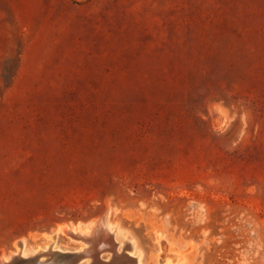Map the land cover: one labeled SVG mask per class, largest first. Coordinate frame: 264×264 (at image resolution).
Returning <instances> with one entry per match:
<instances>
[{
	"label": "rangeland",
	"instance_id": "374dc122",
	"mask_svg": "<svg viewBox=\"0 0 264 264\" xmlns=\"http://www.w3.org/2000/svg\"><path fill=\"white\" fill-rule=\"evenodd\" d=\"M107 208L139 264H264V0H0V258Z\"/></svg>",
	"mask_w": 264,
	"mask_h": 264
},
{
	"label": "water",
	"instance_id": "95a60500",
	"mask_svg": "<svg viewBox=\"0 0 264 264\" xmlns=\"http://www.w3.org/2000/svg\"><path fill=\"white\" fill-rule=\"evenodd\" d=\"M77 239L82 240L88 246L82 250H48L23 255L21 252L12 253L7 260H1L0 264H80L89 260L88 264H134L135 258L126 252L127 243L122 250H118V241L113 235L107 233L101 225V219L92 229L89 235H80L70 232ZM110 254L106 258L105 254ZM90 258V259H86Z\"/></svg>",
	"mask_w": 264,
	"mask_h": 264
},
{
	"label": "bare ground",
	"instance_id": "6f19581e",
	"mask_svg": "<svg viewBox=\"0 0 264 264\" xmlns=\"http://www.w3.org/2000/svg\"><path fill=\"white\" fill-rule=\"evenodd\" d=\"M223 122H224V120H217L216 121V123L219 126H222V123ZM108 216H109V208L106 209L103 218H101V225L105 228V230L107 231V233L113 235L114 238L118 241V250H121L127 243H129V244L131 243L130 246H131V248L133 250L135 248V246H134L135 242L132 239V237L129 236L128 234H125L123 231H121L119 229L118 225H116L115 223H113L112 221L109 220ZM97 222H98V218H97V220L95 219V220L89 221V222L79 221L77 223L70 222V223H65V224H59V226L57 227L56 233L62 232L63 234H66L67 236H69V238L72 241L77 242V243L80 244V247L77 250H82L87 245H85L83 242H81L82 240L80 241V239H77V238H76V240H75V238L73 239L72 238L73 236L69 235V233L70 232H73L75 234H80V235H89L91 233L92 229L94 228V226L97 224ZM46 235H48V234H46ZM49 236H52V235H48L47 237H49ZM54 236H52V237H54ZM157 239H158L157 242L160 244V250H161V252L165 253V256L164 257L161 256V258H163V264H178L179 261H182V258H180L178 262L177 261L175 262V260L173 258V254L170 253V251H171L170 249L171 248L169 247V244L168 243H164L162 241L163 239H162V236L161 235L158 236ZM55 244H56V240H55V238H53L52 241L48 245L44 246V248L37 249V251H34V250H31L30 251V250L27 249V247L25 245V242L22 240L20 242V245L21 246L19 245L20 247H18L19 248L18 251H15L13 253L21 252L23 255H28V254H33V253H36V252H44V251H48V250H54L56 248ZM10 253L12 254V252H10ZM11 254H9V255H7V253L6 254H3L0 259L1 260H7V259L10 258ZM134 256H135L134 264H139L141 262V260H140V254L134 255ZM109 257H110V254L108 253L106 258H109ZM83 262H81L80 264H88L89 263V260H84ZM158 264H160V262Z\"/></svg>",
	"mask_w": 264,
	"mask_h": 264
}]
</instances>
